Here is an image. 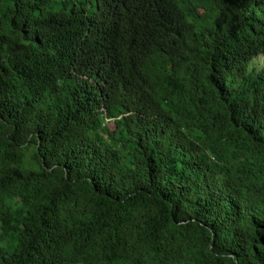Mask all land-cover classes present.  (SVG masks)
<instances>
[{
    "label": "trees",
    "instance_id": "1",
    "mask_svg": "<svg viewBox=\"0 0 264 264\" xmlns=\"http://www.w3.org/2000/svg\"><path fill=\"white\" fill-rule=\"evenodd\" d=\"M264 0H0V264H264Z\"/></svg>",
    "mask_w": 264,
    "mask_h": 264
},
{
    "label": "rangeland",
    "instance_id": "2",
    "mask_svg": "<svg viewBox=\"0 0 264 264\" xmlns=\"http://www.w3.org/2000/svg\"><path fill=\"white\" fill-rule=\"evenodd\" d=\"M254 62V65L259 68V69H262L264 68V54H261V55H257L255 57V59L253 60Z\"/></svg>",
    "mask_w": 264,
    "mask_h": 264
}]
</instances>
